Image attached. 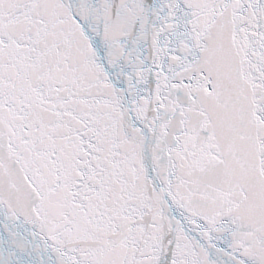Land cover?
I'll list each match as a JSON object with an SVG mask.
<instances>
[{"label":"snow or ice","instance_id":"1","mask_svg":"<svg viewBox=\"0 0 264 264\" xmlns=\"http://www.w3.org/2000/svg\"><path fill=\"white\" fill-rule=\"evenodd\" d=\"M0 264H264V0H0Z\"/></svg>","mask_w":264,"mask_h":264}]
</instances>
